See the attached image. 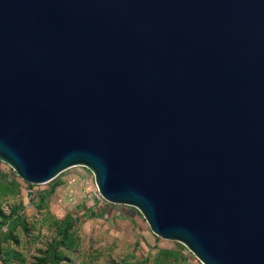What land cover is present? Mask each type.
Here are the masks:
<instances>
[{"label": "water", "instance_id": "water-1", "mask_svg": "<svg viewBox=\"0 0 264 264\" xmlns=\"http://www.w3.org/2000/svg\"><path fill=\"white\" fill-rule=\"evenodd\" d=\"M0 159L83 165L203 264H264V0H0Z\"/></svg>", "mask_w": 264, "mask_h": 264}, {"label": "rangeland", "instance_id": "rangeland-1", "mask_svg": "<svg viewBox=\"0 0 264 264\" xmlns=\"http://www.w3.org/2000/svg\"><path fill=\"white\" fill-rule=\"evenodd\" d=\"M0 264H202L132 205L97 197L83 165L30 184L0 159Z\"/></svg>", "mask_w": 264, "mask_h": 264}, {"label": "built area", "instance_id": "built-area-1", "mask_svg": "<svg viewBox=\"0 0 264 264\" xmlns=\"http://www.w3.org/2000/svg\"><path fill=\"white\" fill-rule=\"evenodd\" d=\"M97 197L100 199V200H103V201H107V200H105L102 196H101V194L99 193V191L97 190ZM182 244V243H181ZM182 245H184V244H182ZM185 246V245H184ZM186 247V246H185ZM187 248V247H186ZM188 249V248H187ZM189 250V249H188ZM190 251V250H189ZM191 252V251H190ZM192 253V252H191ZM195 256V255H194ZM196 257V256H195ZM197 258V257H196ZM199 260V259H198ZM203 264V263H202Z\"/></svg>", "mask_w": 264, "mask_h": 264}]
</instances>
